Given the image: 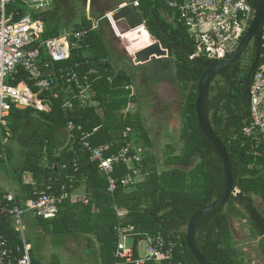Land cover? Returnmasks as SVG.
I'll use <instances>...</instances> for the list:
<instances>
[{
	"label": "trees",
	"instance_id": "16d2710c",
	"mask_svg": "<svg viewBox=\"0 0 264 264\" xmlns=\"http://www.w3.org/2000/svg\"><path fill=\"white\" fill-rule=\"evenodd\" d=\"M127 1L129 4L119 9L120 12L128 10L122 17L126 18L131 29L143 25L148 34L167 50L170 62L167 61L166 66L171 68L173 65V79L183 100L179 133L181 148L177 151L171 145L166 146L164 165L167 169L158 170L157 157L152 152L154 144L140 113L124 112L135 100L132 90L136 84L135 76L113 67L100 30L93 29L84 19L69 28L86 32L80 43L81 49L73 51L69 60L52 63L45 70L50 74L53 91L58 93L57 99H53L50 93L39 96L46 100L50 111L11 108L6 128L11 135L5 146L6 160L0 159V164L7 166L9 141L16 140L35 117L40 127L28 144L17 175L21 187L17 202L33 197L32 186L24 185L21 180L25 174L31 175L36 187L45 189L51 186L55 194L66 192L71 196L83 184L84 199L87 200L86 204L65 200L56 218H36L45 231L63 239L92 236L98 245L101 264H116L113 254L117 230L124 228L129 229L127 235L135 241L134 258L138 255V241L161 238L165 246L173 247V264H198L186 246L187 223L198 210L214 202L224 189L221 159L201 131L195 113L199 79L217 62L204 57L190 59L194 41L187 29L176 23V13L167 8L166 0H139L138 7L131 5L135 0ZM248 2L256 10L258 0ZM54 5L31 17L44 24V39L60 34L61 25L57 23L59 7ZM6 12L8 15L18 14L13 18L17 21L26 14V6L22 0H13L6 6ZM252 42L235 63L214 76L208 93L207 118L227 151L233 189L237 191L224 207L205 216L195 228V246L208 264H243L234 248L233 219H243L248 224V235L264 242V215L254 200L257 197L264 204V150L255 147L242 135V129L249 121V87L261 52L259 40L254 38ZM244 54H248L250 61L243 64ZM70 70H75L80 77H87L89 100L97 102V106L80 107L75 87L60 79L61 74ZM153 75L158 77L156 73ZM25 79L26 75L20 72L13 85ZM67 102L73 104L72 109L64 106ZM69 122L81 130H67ZM93 129L97 130L93 132ZM124 132L127 137H123ZM66 134H69V140L65 145ZM82 134L89 135L87 141L92 148L107 147L105 156L115 155L129 144L141 158L137 166L141 181L131 190L117 189L109 194L106 178L80 144ZM125 172V167L120 166L116 176ZM0 233L7 239L9 247L21 244L20 234L15 231L11 220L1 214ZM30 256L34 264H40L32 249Z\"/></svg>",
	"mask_w": 264,
	"mask_h": 264
},
{
	"label": "built area",
	"instance_id": "2783aa9c",
	"mask_svg": "<svg viewBox=\"0 0 264 264\" xmlns=\"http://www.w3.org/2000/svg\"><path fill=\"white\" fill-rule=\"evenodd\" d=\"M12 1L0 0V159L4 160L5 146L10 136L6 128L11 108H32L48 112V103L39 97L40 94L50 93L53 99H57L58 93L53 91L50 74L45 70L52 63L69 60L73 51L81 49L80 43L86 34L85 31L69 29L57 37L44 39V24L31 17L51 9L54 0H22L26 6V14L17 21L13 18L18 14L8 15L6 12V6ZM138 2L139 0H135L131 5L138 7ZM165 5L176 13V23L185 27L194 41V52L190 59L204 57L217 63L236 50L256 11L248 0H166ZM121 8L123 7L118 9ZM106 19L110 21L107 15ZM259 32L260 61L249 87V121L243 127L242 135L251 140L255 147L260 146L264 150V21ZM20 72L26 75V79L13 85ZM60 79L64 84L75 87L80 107L98 105L89 100L90 86L86 76L80 77L75 70H70L61 74ZM64 106L72 109L73 104L67 102ZM73 129L81 130L69 122L67 130ZM96 130L93 129V132ZM88 137V134H82L80 144L89 153V160L97 164L99 172L106 178L107 192L113 194L117 189L131 190L139 182L137 166L141 163L140 155L133 152L127 144L117 154L105 156L107 147L92 148L87 141ZM123 137H127L126 132ZM120 166H124L126 172L116 176ZM28 183L33 188V197L30 199L17 202L18 196L12 187L0 196V214L11 220L21 239L19 246L11 248L0 233V264H34L30 256L31 246L23 234L22 218L31 215L44 220L54 219L62 203L71 198L66 192L55 194L51 186L40 189L32 181ZM83 202L86 204L87 200ZM128 231V228L117 230L113 254L117 262L173 264V247L165 246L161 238L144 240L145 253L142 255L137 248L138 255L134 258L133 248L125 244L126 239L131 237L127 235Z\"/></svg>",
	"mask_w": 264,
	"mask_h": 264
},
{
	"label": "rangeland",
	"instance_id": "374dc122",
	"mask_svg": "<svg viewBox=\"0 0 264 264\" xmlns=\"http://www.w3.org/2000/svg\"><path fill=\"white\" fill-rule=\"evenodd\" d=\"M54 3L59 7L57 23L61 25V28L64 26L69 29L76 24H80L83 19L86 20L92 28L99 29L101 34H105L111 54L117 57L118 60L124 61L123 64L118 63L116 68H124L135 76L136 84H133L132 88L135 100L134 103L127 107L125 112L137 111L140 113L143 125L149 132L154 144L152 152L157 157L158 170L167 169L164 165L166 146L171 145L177 151L181 148L179 133L183 106L179 87L173 79V65H170L171 68L166 66L170 62L169 56L161 59L154 58L152 59L154 63L134 64V54L136 51L145 48V46L131 48L124 39L127 33L140 27L128 30L126 18L122 17L126 15L128 10L120 12L118 9L121 6L124 7V4L128 5L127 0H54ZM108 11H112L113 15L107 14ZM102 15L104 17L100 18ZM106 15L110 21L106 19ZM128 20H130V16ZM101 25L105 26L104 28L101 27L103 31L100 28ZM119 29L124 31L127 29L128 31L122 33ZM113 32L120 40L114 37ZM252 43H250L248 49ZM247 61L248 54H244L242 63L244 64ZM153 70L154 72L158 71V77L152 78ZM163 76L168 77L167 79H159ZM39 127L38 120L34 117L25 126L26 130L24 129L16 140L11 143L9 141L13 156L12 162H9L10 170L22 164L28 143L39 131ZM7 132L11 135L9 130ZM25 179L30 180L27 175H23L22 180L25 181ZM141 179V177L138 178L139 182ZM81 191V195L84 196L82 189ZM254 200L264 215V204L257 197ZM22 225L24 237L34 249L33 253L41 264H95L94 259L99 260L97 251H93L91 245L86 244L91 242L90 240L93 237L92 239L82 236L63 239L54 236L49 231H45L37 219L29 215L22 218ZM231 225H233L234 232L232 234L236 240L234 248L237 258L243 264H264V242L260 243V238H252L248 235V224L243 219H233V221L231 220ZM138 249L142 255L145 253L144 241H138Z\"/></svg>",
	"mask_w": 264,
	"mask_h": 264
},
{
	"label": "water",
	"instance_id": "95a60500",
	"mask_svg": "<svg viewBox=\"0 0 264 264\" xmlns=\"http://www.w3.org/2000/svg\"><path fill=\"white\" fill-rule=\"evenodd\" d=\"M264 21V0H258L257 8L254 18L241 39L236 50L229 55L225 60L218 62L210 69L206 70L200 77L198 82V93L195 100V113L197 122L204 136L209 144H211L222 162L224 173V189L222 194L211 204L201 208L195 214L192 215L186 226L185 242L188 251L198 264H208L207 261L198 252L194 242V232L198 222L210 213L224 207L232 194H237V191L233 189V175L230 160L227 151L219 138L212 130L206 114V106L208 100V93L211 82L216 74L222 70L228 68L235 63L249 47L254 38H259V29ZM168 52L163 49L158 41L154 40L151 46L143 48L137 51L133 56V62L135 65H143L151 61L154 58H167ZM125 244L129 248H133L134 239L129 237L126 239Z\"/></svg>",
	"mask_w": 264,
	"mask_h": 264
},
{
	"label": "crops",
	"instance_id": "0c3cea01",
	"mask_svg": "<svg viewBox=\"0 0 264 264\" xmlns=\"http://www.w3.org/2000/svg\"><path fill=\"white\" fill-rule=\"evenodd\" d=\"M112 11H108L107 12V14H112L113 15V13H111ZM106 14V13H105ZM115 14V13H114ZM115 16V15H114ZM113 16V17H114ZM105 19V18H104ZM118 22V21H117ZM105 25V24H104ZM104 25H101L100 26V28L102 27V28H104L105 26ZM143 26V25H142ZM144 27V26H143ZM102 28H101V30H102ZM116 28H117V26H116ZM145 28V27H144ZM112 29V28H111ZM118 29V28H117ZM67 30H69V29H67V28H65V27H63V28H61V29H59L58 31L60 32V33H63V32H65V31H67ZM122 30V31H121ZM128 30H132L131 28H129ZM127 29H125V31L123 30V29H119V31L120 32H122V33H124V32H127L128 31ZM103 31V30H102ZM113 31V30H112ZM103 33V32H102ZM113 34H114V37H116L117 39H119L116 35H115V33L113 32ZM103 37H102V40H103V42H104V44L106 45V48H107V50H108V52H109V55H110V58H111V62H112V65H113V67L115 68V69H117L116 68V65L118 64V63H120V64H123V62L124 61H121V60H118V58L117 57H115V56H113L112 54H111V49H110V46H109V44H108V42H107V40H106V37H105V34L103 33V34H101ZM120 40V39H119ZM154 40V39H153ZM139 51V50H138ZM137 52V51H136ZM151 63H152V59H151V61H150ZM150 62H148V63H150ZM147 64V63H146ZM144 65V64H143ZM119 69H122V70H125L126 71V69H124V68H119ZM126 72H128V71H126ZM153 72H154V70H153ZM129 73V72H128ZM154 73H156V75L158 74V71L157 72H154ZM152 74V73H151ZM153 77H155V75H152V78ZM131 105V104H130ZM129 105V106H130ZM128 106V107H129ZM49 111H50V109H49ZM48 111V112H49ZM41 112H44V111H41ZM124 112H125V110H124ZM47 113V112H46ZM26 130V129H25ZM67 135V134H66ZM66 143H65V145L67 144V142H68V135H67V137H66ZM29 144V143H28ZM64 145V146H65ZM12 160H13V156H12V153H11V150H10V158H9V161L8 162H12ZM15 166V165H14ZM20 167H21V165L20 166H15L13 169H9V163L7 164V166H5V165H3V164H0V193H6V192H8L10 189H11V187L12 188H14L15 189V191H16V193H17V196L20 194V191H21V187H19V183H18V172H19V170H20ZM25 175H27L28 177H29V179L30 180H27V179H25V181H23L22 180V178H21V180H22V182H23V184L25 185V184H29L28 182H30L31 181V175L30 174H25ZM24 178V177H23ZM81 189L83 190V193L82 194H84V187H83V184H81V186L79 187V188H77L76 190H74V192L71 194V198L69 199V201H70V203H78V202H82V201H84L85 199H84V196H82L81 195V193L80 192H82L81 191ZM81 195V196H80ZM21 201H24L23 199H21ZM26 216V215H25ZM29 216H31V215H29ZM32 218H34L33 216H31ZM36 219V218H35ZM40 225V224H39ZM82 237H85V238H90V239H92V236H82ZM91 242H88V243H86L87 245H91V248L93 249V251H97V249H98V245H97V243L95 242V240H90ZM30 245V244H29ZM31 246V245H30ZM31 249H32V251L34 252V249L32 248V246H31ZM93 256H94V253H93ZM95 260V264H100V262H99V260L98 259H94ZM41 264V263H40Z\"/></svg>",
	"mask_w": 264,
	"mask_h": 264
},
{
	"label": "bare ground",
	"instance_id": "6f19581e",
	"mask_svg": "<svg viewBox=\"0 0 264 264\" xmlns=\"http://www.w3.org/2000/svg\"><path fill=\"white\" fill-rule=\"evenodd\" d=\"M124 39L126 41V44L129 47H142L145 46H151L154 42L153 38L147 33L145 28L143 26L138 27L137 29H134L127 33L124 36Z\"/></svg>",
	"mask_w": 264,
	"mask_h": 264
},
{
	"label": "flooded vegetation",
	"instance_id": "af4514ba",
	"mask_svg": "<svg viewBox=\"0 0 264 264\" xmlns=\"http://www.w3.org/2000/svg\"><path fill=\"white\" fill-rule=\"evenodd\" d=\"M250 61V58L248 57V61H247V63Z\"/></svg>",
	"mask_w": 264,
	"mask_h": 264
}]
</instances>
